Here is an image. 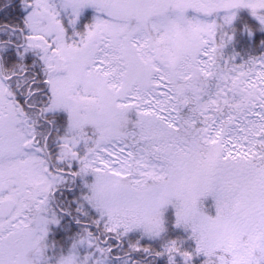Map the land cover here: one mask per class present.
I'll list each match as a JSON object with an SVG mask.
<instances>
[{"label":"snow or ice","instance_id":"6c2138e0","mask_svg":"<svg viewBox=\"0 0 264 264\" xmlns=\"http://www.w3.org/2000/svg\"><path fill=\"white\" fill-rule=\"evenodd\" d=\"M5 11L0 264H264V51L224 54L237 20L264 33V0Z\"/></svg>","mask_w":264,"mask_h":264},{"label":"trees","instance_id":"16d2710c","mask_svg":"<svg viewBox=\"0 0 264 264\" xmlns=\"http://www.w3.org/2000/svg\"><path fill=\"white\" fill-rule=\"evenodd\" d=\"M7 7V0H0V22H8V14L5 11ZM239 17L247 16V11L244 9H241L238 13ZM236 31L233 34V40L232 42L227 45L224 49L225 55H230L233 51L236 53H239V55L236 57L237 61L239 62L241 57L244 59H247L250 55H258L261 51H264V47L260 46V39H264V33H254L252 37H249L247 33L242 32L240 29L242 25L240 24L239 20L235 23ZM204 204L206 206V209L209 212H212V208L209 207L212 203L211 198L207 197L204 199ZM212 210V211H211ZM165 216L168 221V236L170 237H177V236H183L184 232L182 229H175L172 227V220L174 219V215L172 212H170L169 209L166 210ZM53 232H55V237H57L60 241L56 242L55 245L57 248L66 246V239L67 235H65L64 239H61L60 232L58 231V228H54ZM53 236V234L49 235ZM130 239H135V235L130 234ZM53 240V238H52ZM145 241H142V243ZM156 264H165L164 258H158L156 261ZM198 264V261H197Z\"/></svg>","mask_w":264,"mask_h":264},{"label":"rangeland","instance_id":"374dc122","mask_svg":"<svg viewBox=\"0 0 264 264\" xmlns=\"http://www.w3.org/2000/svg\"><path fill=\"white\" fill-rule=\"evenodd\" d=\"M210 198H211V197H210ZM168 209L170 210V212H172V214L174 213V209H172L171 206H169ZM212 210H213V209H212ZM212 210H211V211H212ZM54 228H58V226H53V227H52V230H51L50 233H49V235L53 234V236H52L53 240H52L51 236H49L48 239H49L50 242H55V243H56V242H59L60 240H59L57 237H55V232H53V229H54ZM64 247H65V246H64ZM61 248H62V247L57 248L56 246L50 248V249L48 250V254H49V256H54V255H55V254H56Z\"/></svg>","mask_w":264,"mask_h":264}]
</instances>
